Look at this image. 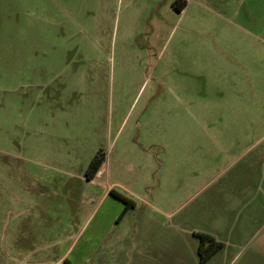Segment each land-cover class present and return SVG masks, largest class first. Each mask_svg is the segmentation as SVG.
Returning a JSON list of instances; mask_svg holds the SVG:
<instances>
[{
    "label": "crops",
    "instance_id": "1",
    "mask_svg": "<svg viewBox=\"0 0 264 264\" xmlns=\"http://www.w3.org/2000/svg\"><path fill=\"white\" fill-rule=\"evenodd\" d=\"M191 6L204 19L190 15L189 28L203 25L211 30L221 22L220 39L208 43L209 52L204 51L208 56L219 54L225 78L221 82V132L208 138L174 134L172 150L166 151L160 121L142 120L135 131H139L138 139L146 134L145 153H140L149 165L137 172L124 167L142 174L140 182L147 191L152 189L147 198L112 176L108 139L104 143L93 140L88 151L77 155L83 174L62 171L77 162H52L54 157L44 155L51 154L48 150H41L40 158L15 155L8 166L12 174L5 172L1 158L0 264H64L65 259L72 264H264V131L244 134L245 116L240 117L248 111L255 125L257 121L264 124V107L255 108L246 101L252 93H264L261 86L255 90L249 78L264 75L245 62L246 58L264 62V0H187L178 12L181 18ZM246 78L251 82L248 90ZM142 88L143 84L138 93ZM167 92L174 98L187 94L170 86ZM254 109L262 111L259 118L252 113ZM124 119L113 128L112 143L128 122ZM98 148L105 150L106 158L88 180L84 171ZM115 154L117 164L122 165V158ZM166 155L171 157L169 166ZM111 189L135 201L121 217L124 203ZM77 190H82L78 197ZM195 231L209 233L223 243L203 263Z\"/></svg>",
    "mask_w": 264,
    "mask_h": 264
},
{
    "label": "rangeland",
    "instance_id": "2",
    "mask_svg": "<svg viewBox=\"0 0 264 264\" xmlns=\"http://www.w3.org/2000/svg\"><path fill=\"white\" fill-rule=\"evenodd\" d=\"M172 1L0 0V159L7 174H12L8 166L15 155L40 158L41 150L52 154H44L54 157L52 162H77L62 171L83 174L77 155L88 151L93 140L108 139L112 176L147 198L152 189L147 191L142 174L135 173L149 165L140 153L147 146L146 134L138 139L135 131L142 120L160 121L166 151L172 150L174 134L208 138L221 132L225 78L219 54L204 52H209L208 43L220 39L221 22L212 31L203 25L191 29L190 15L203 21L204 14L193 5L181 18ZM245 62L264 75V62ZM249 79L264 92V76ZM251 82L245 79L247 90ZM168 86L187 94L175 99ZM246 101L264 107V93H252ZM247 113L240 115L245 116L243 133L263 132L264 124L255 125ZM252 113L259 118L262 111ZM124 118L128 122L112 143ZM170 159L166 155L168 166ZM124 165L136 171H126Z\"/></svg>",
    "mask_w": 264,
    "mask_h": 264
},
{
    "label": "trees",
    "instance_id": "3",
    "mask_svg": "<svg viewBox=\"0 0 264 264\" xmlns=\"http://www.w3.org/2000/svg\"><path fill=\"white\" fill-rule=\"evenodd\" d=\"M186 3L187 0H173L172 7L177 12H181L182 9L186 6ZM105 158H106L105 150L103 148H98L90 158L88 165L86 166V169L84 171V176L86 179L90 180L96 175V173L101 168ZM110 193L124 203V208L120 213L119 217H121L126 212L127 209L135 206V201L129 198L128 196H126L125 194L115 189H111ZM194 235H196V237L199 239L198 255H199L200 263H203L204 261L209 259L214 253H216L223 246V243L221 241H218L214 236H212L209 233L195 231ZM64 264H72V263L67 259H65Z\"/></svg>",
    "mask_w": 264,
    "mask_h": 264
}]
</instances>
